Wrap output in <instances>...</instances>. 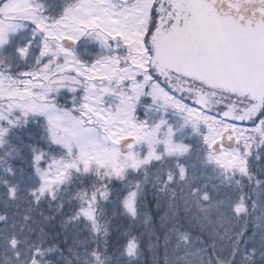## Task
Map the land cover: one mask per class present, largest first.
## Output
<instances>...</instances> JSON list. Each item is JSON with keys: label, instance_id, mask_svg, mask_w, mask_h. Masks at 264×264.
<instances>
[{"label": "snow or ice", "instance_id": "6c2138e0", "mask_svg": "<svg viewBox=\"0 0 264 264\" xmlns=\"http://www.w3.org/2000/svg\"><path fill=\"white\" fill-rule=\"evenodd\" d=\"M161 228L155 264H264V0H0V264Z\"/></svg>", "mask_w": 264, "mask_h": 264}, {"label": "trees", "instance_id": "16d2710c", "mask_svg": "<svg viewBox=\"0 0 264 264\" xmlns=\"http://www.w3.org/2000/svg\"><path fill=\"white\" fill-rule=\"evenodd\" d=\"M157 236L159 237V245L157 251L154 253L151 249H147L141 258L142 264H155V261H163L165 241L162 228L157 232Z\"/></svg>", "mask_w": 264, "mask_h": 264}, {"label": "rangeland", "instance_id": "374dc122", "mask_svg": "<svg viewBox=\"0 0 264 264\" xmlns=\"http://www.w3.org/2000/svg\"><path fill=\"white\" fill-rule=\"evenodd\" d=\"M98 47V46H97Z\"/></svg>", "mask_w": 264, "mask_h": 264}]
</instances>
